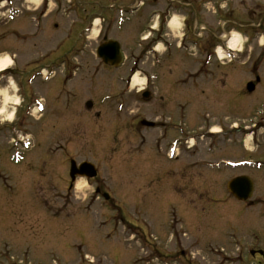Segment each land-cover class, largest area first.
Segmentation results:
<instances>
[{"label":"rangeland","instance_id":"obj_1","mask_svg":"<svg viewBox=\"0 0 264 264\" xmlns=\"http://www.w3.org/2000/svg\"><path fill=\"white\" fill-rule=\"evenodd\" d=\"M135 1L0 0V58L13 67L0 78V109L21 105L12 123L0 115V264H240L227 259L233 244H251L250 230L262 237V202L239 203L226 184L252 174L264 198V169L235 166L264 154V0H138L143 6L118 30L120 7ZM152 11L174 41L167 52L160 46L157 67L149 54L139 63L158 76L144 99L142 85L123 89L137 68L126 48L146 47L136 41L149 36ZM224 31L242 36L232 61L214 56L209 72L197 70L204 56L190 42L216 48L213 35L224 43ZM105 35L124 52L118 68L95 55ZM41 67L54 76L40 77ZM69 159L94 164L97 176L69 177Z\"/></svg>","mask_w":264,"mask_h":264},{"label":"water","instance_id":"obj_2","mask_svg":"<svg viewBox=\"0 0 264 264\" xmlns=\"http://www.w3.org/2000/svg\"><path fill=\"white\" fill-rule=\"evenodd\" d=\"M97 57L102 59L106 64L118 66L123 60V55L120 50L119 44L115 41H106L102 43L96 51ZM259 81V79H257ZM255 88L254 83L247 84V91L252 92ZM144 97H148L149 93H144ZM87 106L90 107L91 103L88 102ZM71 178L75 175L84 176L86 178H91L96 175L95 167L89 163H82L77 167L74 162L71 165L70 171ZM227 188L229 192L239 200H246L252 195L253 187L252 182L247 177H241L231 180Z\"/></svg>","mask_w":264,"mask_h":264},{"label":"flooded vegetation","instance_id":"obj_3","mask_svg":"<svg viewBox=\"0 0 264 264\" xmlns=\"http://www.w3.org/2000/svg\"><path fill=\"white\" fill-rule=\"evenodd\" d=\"M74 69L76 70L77 68H74ZM10 70L11 69L5 70L4 72H0V78L4 77L6 74H8ZM262 124L264 127V122ZM253 132L255 133V136H256L257 131L255 130ZM254 141L256 142V145H258V140L256 139ZM253 143L254 142L252 141V145H253ZM246 159L251 161L252 164L250 167H254L255 163L259 162L261 164V167L264 168V154L257 156L256 158L250 156ZM68 162L69 161H67V163ZM243 174L244 173H241L238 175H243ZM238 175H236V176H238ZM249 175L253 176L252 174H249ZM257 185L259 186V183L257 184V181H256L255 188H258V187H256ZM254 195H256L254 198L258 199L260 202H262L261 204L264 205V200H263L264 198L260 197V195L257 196L256 190H255ZM241 203L246 204L247 206L253 205V201H251V200H248L246 202H241ZM249 232H253V230H250ZM261 236L262 237L259 239V238H257V235L255 234V237H252V240L250 241L251 244L245 243L244 245H241L239 243H235L233 245V248H232L233 251H231V258L234 259V262L242 264L243 263L242 258L244 257V258L248 259L249 261H251L252 264H264V232H262ZM234 246L237 249L236 251H235Z\"/></svg>","mask_w":264,"mask_h":264},{"label":"bare ground","instance_id":"obj_4","mask_svg":"<svg viewBox=\"0 0 264 264\" xmlns=\"http://www.w3.org/2000/svg\"><path fill=\"white\" fill-rule=\"evenodd\" d=\"M97 21L98 20H95L94 26L97 25L96 24ZM179 26L180 25H179L178 21H176V19L173 18V19L170 20V22H169V28L170 29H174V31H176V30L179 29ZM93 31H96V29L93 28ZM228 44H229V47L232 50L238 51L239 50L238 48H240L239 47V44H240V36H239V34H237V33H231L230 34V37H229ZM9 63H10L9 58H7V57L6 58H0V71L1 72L4 71L6 69V67H8ZM140 80H142V79H140L138 75H134L133 80H132V87L135 86V85H138L139 83H141L143 85V82H140ZM14 102L15 103H18V100L15 99ZM0 115H5L6 118H7V120H10V119H12L13 113L12 112L7 113L5 111V109L2 108V109H0ZM218 130H219L218 128H213L212 131L213 132H217Z\"/></svg>","mask_w":264,"mask_h":264}]
</instances>
